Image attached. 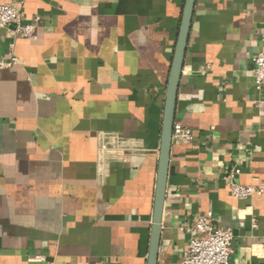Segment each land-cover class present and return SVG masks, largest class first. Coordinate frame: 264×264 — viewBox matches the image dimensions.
Returning <instances> with one entry per match:
<instances>
[{
  "label": "crops",
  "instance_id": "0c3cea01",
  "mask_svg": "<svg viewBox=\"0 0 264 264\" xmlns=\"http://www.w3.org/2000/svg\"><path fill=\"white\" fill-rule=\"evenodd\" d=\"M21 1L32 36L0 31L19 60L0 70V264H146L184 0ZM263 39L264 0H195L175 105L192 139L172 141L157 264L208 212L231 264H264V191H230L264 184Z\"/></svg>",
  "mask_w": 264,
  "mask_h": 264
},
{
  "label": "built area",
  "instance_id": "2783aa9c",
  "mask_svg": "<svg viewBox=\"0 0 264 264\" xmlns=\"http://www.w3.org/2000/svg\"><path fill=\"white\" fill-rule=\"evenodd\" d=\"M23 3L21 0H14L9 3H0V31L3 29L12 30L14 33L25 37L33 34V24L23 23ZM18 58L11 54L8 58L0 56V70L18 63ZM252 73L257 89L264 86V39L256 55L252 58ZM192 139L190 131L179 123H174L172 141L189 142ZM116 146L123 147L126 141L123 138L113 140ZM107 144L100 145L104 151ZM231 194L238 199H245L253 194H261L264 191V184L255 185H231ZM188 241L182 252L179 264H231L229 255L232 246V231L230 228L221 227L213 222L212 213L199 216L195 222L185 228ZM264 253V245L262 246Z\"/></svg>",
  "mask_w": 264,
  "mask_h": 264
},
{
  "label": "water",
  "instance_id": "95a60500",
  "mask_svg": "<svg viewBox=\"0 0 264 264\" xmlns=\"http://www.w3.org/2000/svg\"><path fill=\"white\" fill-rule=\"evenodd\" d=\"M195 0H184L176 41L166 80L162 119L159 132V151L156 166V181L153 199L152 225L150 228L146 264H157L161 233V217L169 169L172 133L175 123V105L182 73L190 24Z\"/></svg>",
  "mask_w": 264,
  "mask_h": 264
}]
</instances>
